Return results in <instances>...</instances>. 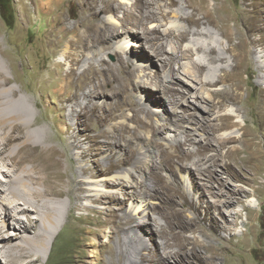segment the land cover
Wrapping results in <instances>:
<instances>
[{"label": "bare ground", "instance_id": "6f19581e", "mask_svg": "<svg viewBox=\"0 0 264 264\" xmlns=\"http://www.w3.org/2000/svg\"><path fill=\"white\" fill-rule=\"evenodd\" d=\"M62 1L64 0H45L39 3L40 5L37 7L42 8L44 13L52 15L58 11ZM169 1L173 8H178L177 11L172 10V12L178 20L184 23V26L182 29L162 30V34L156 32L159 31L157 27L150 30L144 27L143 20L153 19L154 14L140 13L136 17L129 9H124L121 26L124 28V33L129 34L125 38L131 36V39L127 41L131 52L123 50V47L122 49L113 48L111 51L120 63L128 69L126 81L117 86L122 85L119 88L123 94L122 102L114 105L104 102L102 106H98L94 98L104 97L108 92L109 83L103 79L104 70L96 69L93 63L94 57L85 56L84 63L88 62V66L78 75L76 73L77 65L81 60L78 57L73 58L71 52L67 54L71 63L76 67L71 66L65 77L56 76L61 85L57 91H60L62 95L66 94V107L73 112L63 117L61 122L66 124L64 130L68 132L75 143L63 144L62 147H59L51 137L45 121L42 122V119L34 115L33 106L38 109L39 104L31 103L20 91L10 85L12 80H16L17 73L22 72L24 67L21 65V69L18 68L15 56L10 50L1 49L0 43V175L3 177V179L0 178V261L5 264H36L41 262L43 253L47 248H52L59 232L67 226L73 211L87 210L89 205L83 201H90L93 204L100 203L106 195L110 201L120 203L123 202L124 195H130L133 198L140 197L142 199L140 204L137 207L134 206L132 212L137 213L144 203L143 207H146L140 210L138 214L142 213L147 218L145 224L149 226L152 234L159 237L164 236L163 241H160L159 245L156 244V247L168 249L172 244L178 246L174 252H162L160 256L155 254L149 249L139 232L143 223L132 215V212L116 214L112 220V227L115 229L113 236L117 238L116 250H109V264H143L144 262L168 264L171 260L173 264H215L214 260L217 257L232 251V237L226 238L222 233L227 232L231 226L235 225L234 215H238V211L232 210L231 207L238 204L242 206L244 198L253 196L255 200L251 199L246 203L248 208L242 206V210L247 214L256 207L255 201L259 202L256 194L258 187L253 190H246L242 184L249 186L250 182H254L256 172L260 171L261 165H264V137L258 132H250L246 126L234 122L233 116L230 114H219V111L227 104H235L240 101L239 91L242 89L240 72L243 68L248 69L252 63L250 58L254 52L250 47L262 45L255 35L261 28L257 21V12L264 10V0H243L242 7L236 11V15L238 14L242 19V26L239 30V21L236 20L239 27H235L234 30L232 29L233 32L226 34L228 43L226 48L221 49L212 42L206 44L193 43L195 51L206 53L208 59L206 63L200 60L189 63L184 75L194 81L195 84L189 83L190 88L181 91L179 88L165 85L164 82H171L175 71H178L175 70L174 64H179L180 59L189 58L188 56L193 52L192 47H183L182 43L187 41L190 35L211 37L212 33L202 27L218 24L211 14L227 12L228 8L223 0H212L211 7L207 5L205 0H202L201 6H197L188 0L187 6L192 8V12L188 15L182 13L184 7L180 6L177 0ZM245 1L249 2L245 3ZM86 2L90 14L83 22L84 33L82 35L76 26L67 27V22L64 19L55 24L53 28L59 37L71 34L75 40H68V43L71 45L81 44L82 48L88 42L118 35L117 29L109 26H104V30L103 27L101 30L97 28L94 34L91 33L92 22L98 19L101 13L115 10L116 5H112V0H103L104 6L101 8L97 6V0H87ZM146 4L150 5L151 2L146 1ZM238 16L236 18H239ZM161 17L165 19L164 15ZM141 37L143 38L141 43H134V39H141ZM52 42L48 41V44H52ZM164 42H169L168 52L170 56H164L166 52ZM126 48L124 47V49ZM227 52H232L233 64L229 70L220 68L224 72L223 77L215 79L213 73L217 68L209 67V64L227 62L228 58L224 56V53ZM133 53L137 56H134ZM138 57L145 60L141 63L142 66L147 67L156 64L155 60H158L168 69L162 79H156L157 88L153 89L162 94L171 92L168 96V104L173 108L174 118L168 115L169 117L168 119L165 118V121H171L172 118L173 121H177V106L182 103L180 98H183L185 94L189 95L191 89L196 95V99L199 96V102L203 103L201 105L195 100L197 102H194L193 106H187L190 109L202 111L197 123L200 124L206 134L205 144L196 150V155H194L197 156L196 159L191 160L193 153L183 148L184 142L180 140V137L185 132H179L177 128L170 127V130L175 133L173 135L168 134L165 139L174 148V153L171 154L162 149L159 155L160 163L163 166L176 160L180 162L178 164L179 172L184 171L192 177L194 172L197 175H204V190L216 199L212 203L206 202L203 211L201 210L203 208L202 193L199 196V201H194L190 192L185 188L181 185L170 187L163 182L160 173L153 174L139 158L141 148L138 144L136 146L133 140L142 137L140 130H147L152 136H156L161 129L167 127L168 123L157 122V126H155L152 122V113L148 108L147 99L151 98L155 101L156 96L153 97V94L146 90L149 86L146 85L145 75L141 80L134 83H132L133 80L131 81L136 71L134 61ZM100 60L102 62L104 57H101ZM81 77L84 80L80 88H89L88 93L82 95L85 103L79 102L81 95L74 91V85ZM186 83L188 84V82ZM219 84H223L225 87L216 88ZM47 85L50 84L47 83ZM130 85L131 90L136 95L133 96L134 99L129 98L126 94L129 92ZM132 94L130 93V95ZM162 98L165 99L164 96ZM255 106L259 128L264 129V117L262 116L264 97H260ZM40 109L41 107L38 110L42 111ZM101 109L105 111L102 115L99 114ZM126 111H131L132 114L127 116V120L124 119L113 125L110 132L100 130L98 133L90 134V130L82 126V121L88 117H95L102 126L124 116ZM211 113L212 115L216 113L219 115L217 114L216 118H212L210 117ZM188 116L193 117L195 113H190ZM73 117L81 121L77 126L68 122ZM182 118H184L183 115ZM216 120H219L220 123L216 124ZM232 127L238 128L240 136L218 135V132ZM90 140L106 147L108 151L104 157L95 160L98 168H100L96 175H105L100 179V182L96 181L98 182L96 185L101 184L105 188L113 190V192H105L106 194L101 196L92 193L91 191L94 189H89L86 186L87 181L83 178V175L89 172L86 165H81L79 172L73 167H69L65 175L60 173V158L65 156L70 160V152L76 148L80 150V159H82L84 144ZM121 146L123 148L119 152L116 147ZM210 148H212L213 154L207 156L206 152ZM241 154L243 156H240ZM183 161L190 163L184 164ZM125 165H129L133 169V171H128V179L113 176L116 170ZM142 166L149 171V179H145L148 182L137 183L135 182V173L141 171ZM150 166L155 168L153 164ZM218 167L221 170H218ZM221 174H225L226 178H222ZM65 176H67V180L64 179ZM229 180H235L239 184H230ZM125 186L130 188V191L125 190L123 188ZM150 191L164 193V203L167 205L164 207L170 209V213L159 212L157 216L154 215L155 205L150 202L145 203V200L151 196ZM64 195L68 197V201L62 199ZM179 203L181 209L175 208ZM185 209L191 210L192 216H186L184 214ZM94 211L98 213V216L90 220V223L95 227L104 226L106 221L101 218V211ZM20 216L24 217L21 218ZM169 216H172V222L166 220ZM220 219L222 222H219ZM246 223H249L248 218ZM171 224L174 226L176 224L181 229L198 232L204 240L199 241L194 237H188L172 228ZM247 224H243V227L246 228ZM7 227L23 232L9 234ZM87 235H95L94 229H84L80 239L84 240ZM241 236H245V233H242ZM14 240H18V242H14ZM78 252L89 255V251L84 249ZM90 253L94 252L90 251ZM114 255H117V261L111 260ZM90 264L106 263L101 258H97V260H92Z\"/></svg>", "mask_w": 264, "mask_h": 264}, {"label": "rangeland", "instance_id": "374dc122", "mask_svg": "<svg viewBox=\"0 0 264 264\" xmlns=\"http://www.w3.org/2000/svg\"><path fill=\"white\" fill-rule=\"evenodd\" d=\"M44 1L45 0H11V9L10 7L7 9L4 7L2 12L0 11V43L1 49L10 50L12 55L15 56L14 58L18 63V68L21 69V65L24 67L22 72L19 71L17 73L16 80H12L10 85L20 91L30 100L31 103L39 104L41 107L40 110L42 111L38 110L40 107L36 109L33 106L34 115L39 119H42V122L45 121L44 123L47 125L51 137L59 147H62L61 145L63 144L75 143L69 136L68 132L64 130L66 124L61 122L63 117H66L73 112L66 107V94L62 95L60 94V91H57L61 85L56 79V76L65 77L71 66L76 67V65L71 63L67 54L71 52L73 54V58L78 57V59L81 60V62L77 65L76 73L78 75L88 66V62L84 63V57H94L93 63L96 69L104 70L105 74L103 79L107 80V83H109L107 94L104 97L94 98V101L98 106H102L104 102L114 105L115 103H120L123 100V94L119 91V88L122 85L119 87L117 86L126 81L128 69L120 63L118 58L111 51L113 48L122 49L123 47V50L131 52V48L127 42L131 39V36L129 38H125V36H128L129 34L124 33V28L121 26V21L124 17V9H129L134 15H136V17H138L140 13L145 15L154 14L155 17L153 19L143 20L144 27L148 30L157 27L159 31L157 30L156 32L161 34L162 30L166 29H182L184 23L181 20H178L173 14L172 10L177 11L178 8H173L169 0H112V5H116L115 10L101 13L99 18L92 22L93 28H91V33L94 34L97 31V28L98 30H101L103 27L104 30V26H109L117 29L118 35H113L111 38H102L98 41L96 40L95 42H88L84 48H82L81 44L71 45L68 43V40H75L71 34L59 37L55 34L53 28L55 24H58L60 20L64 19L67 22V27L70 28L72 26H76L80 35H82L84 33L83 22L90 14V10L86 2L87 0H64L60 3L58 11L52 15L44 13L42 8L37 7L40 5L39 3ZM146 1L151 2V4H146ZM177 1L180 6L184 7L182 13L189 15L192 12V8L187 6L188 0ZM191 1L197 6H201L203 2L202 0ZM223 1L226 3V7L228 8L227 12H215L211 14V16L217 20L218 24H212L213 26L205 25L202 27L210 31L212 36L206 37L204 35H190L188 40L182 43L183 47H192L193 52L188 56L189 58L185 57L184 59L179 60V64H174L175 70L177 69L178 71H175L171 82H164L165 85L176 89L179 88L181 91L188 87L190 88L189 83L195 84L194 81H191L184 75V71L187 69L190 62L200 60L201 62L206 63L208 57L206 53L195 51L193 43L200 42L206 44L208 42H212L215 46L221 49L226 48L228 45L226 34L233 32L232 29L234 30L235 27L238 28L239 25L240 27L238 29L240 30L242 26V19L238 16V14L236 15V11L242 7L243 0ZM205 2L208 6H212V0H205ZM248 2L249 1H245V3ZM97 6L99 8L103 7V0H97ZM162 15H164L165 19L161 17ZM237 16L239 18H236ZM236 20H238L239 23ZM257 21L261 28L255 36L260 40L259 42L262 45L250 47L254 52L253 56L250 58L252 63L250 62L251 64L248 69L243 68L240 72V79L242 81V89L239 91L240 101L235 104L225 105L224 108L219 111V114H230L233 116L234 122L241 126H246V129L250 132H258L264 137V129L259 128L255 112V105H257L260 97H264V63H262L264 62V10H258ZM237 23L239 25H237ZM48 41L53 42L52 44H48ZM134 41V43L139 44L143 41V38L141 37V39L137 40L134 39ZM164 44L166 49L164 56H170L168 52V49L170 48L169 42H164ZM67 46L69 47L68 49ZM124 47L127 48L124 49ZM132 48L137 49L135 47ZM231 53H224V56L228 58L227 62H214L209 64V67L217 68V70L213 73L215 79L223 77L224 72H222L220 68H225L226 70L230 69V66L233 64ZM133 55L137 56L134 53ZM101 57H104L102 62L100 60ZM153 59L156 58L153 57ZM144 61L145 60L140 57L137 59L135 58L134 63L136 64V71L135 75L132 76L131 81L133 80L132 83H134L141 80V78L145 75L146 85L149 86L146 90L150 94L152 93L153 97L156 96L155 101L151 98L147 99L148 108L152 113V122L155 126H157V122H167L168 124L167 127H165V129H161L160 133L156 136H152L147 130H140L142 137L133 140L134 144L136 146L138 144L141 148L139 158L142 160L144 165H147L153 174L160 173L162 175L163 182L170 187L181 185L185 188V190L190 192L194 201L198 202L199 196L202 193L203 197H201V200L203 208H201V210L203 211L206 202L212 203L216 199V197L209 195L204 190V175H197V173L194 172L192 177V175L187 174L184 171L179 172L178 164L180 162H177L176 160L174 162H168L167 165L163 166L160 163L159 156L160 150L162 149L171 154L174 153V148L169 144L165 137L168 134L173 135L175 133L170 130V128H177L179 132H185L180 137V140L184 142L183 148L186 151L193 153V158H191V160L196 159L197 156L194 155H196L195 153L198 147L205 144L204 138L206 137V134L200 127V124L197 123L200 118L199 116L202 115V111H200V109L193 110L187 106L190 105L191 107L197 101L199 102L200 97L197 96L196 99V95H194V92L191 89V93L189 95L185 94L183 98H180L182 103L177 106V121H173V108L168 104V96L171 92L162 94L153 90L154 88H157L156 79H162V77L166 75L168 69L163 65V63L160 64L161 62L158 60H155L156 64L148 65L147 67L142 66L141 63ZM57 64H60V66H57ZM8 76L11 77L10 74H8ZM83 80L84 78L81 77L74 85V91L81 95L79 98L80 103H85V99L82 95L88 93L89 91L88 87L80 88ZM186 82H188V84ZM47 83L50 85H47ZM224 87L225 85L219 84L216 88ZM128 91L126 94L129 98L134 99L133 96L135 94L131 90V85L129 86ZM130 93L133 94L130 95ZM136 94L138 95V93ZM162 96H164L165 99H163ZM205 96H207V93H205ZM199 103L203 105L202 102ZM103 111V109L99 110V114L102 115L105 112ZM193 112L195 113V116L189 117L188 114ZM131 114V111H126L124 116H121L116 120L114 119L102 126L95 117H88L82 121V126L85 129L88 128L90 130V134L98 133L100 130L110 132L113 125L123 121ZM217 114L218 113L212 115L211 113L210 117L216 118L219 115ZM168 115L173 117L171 121H165V118L168 119ZM182 115L184 118H182ZM262 116L264 117V113ZM68 122L77 126L81 121L73 117ZM215 123L219 124L220 121L216 120ZM218 135H233L238 137L240 136V132L237 127H232L218 132ZM122 148V146L116 147L119 152L122 151ZM83 150L84 155L82 156V159H80V150L76 148L71 150L70 160L65 156H62L60 158V173L65 175L66 170L69 167H73L79 172L80 166L86 165L89 172L84 174L83 178L87 181V188H93L94 190L91 192L98 194L99 196L106 194L105 192H113V190L105 188L101 184L96 185V183H98L96 181L100 182V179L105 177V175H96V172L100 168H98L95 160L106 155L108 152L106 147H102L99 143L90 140L84 144ZM206 154L207 156L212 155V148H210ZM240 156H243V154ZM183 163L186 164L190 162L183 161ZM151 164L155 165V168L151 167ZM217 169L221 170L219 167ZM129 170L133 171L131 166L125 165L116 170V173H114L113 176L128 179ZM148 172L149 171L142 166V170L135 173V182H148V180H145L149 179ZM221 176L222 178H226L225 174H221ZM0 178L3 179L1 175ZM64 179L67 180V176H65ZM229 183L239 184L235 180H229ZM242 186L246 190H253L258 187V189H256V194L259 202L255 201L256 207L253 209L250 208L252 211L247 214L242 210V206L248 208L246 203L251 199L255 200L253 196L244 198L242 206L238 204L231 207L232 210L238 211V215H234L235 225L231 226L227 232H223L222 235L226 238H229L230 236L232 237V251L229 252L230 254L226 253L223 256L217 257L214 260L215 264H264V165H261L260 171L258 170L256 172L254 182H250L249 186L244 184H242ZM123 188L130 191V188L126 186ZM63 189L65 191V188ZM150 192L151 196L145 200V203L150 202L155 205L154 215L157 216L159 212L170 213L171 210L164 207L167 206L164 203V193L161 191ZM62 199L64 201H68V197L66 195H64ZM122 199V203L110 201L106 195L100 203L93 204L90 201H83V203H87L89 205L88 209L73 211L72 217L69 219L67 226L59 232L52 248H47L43 253L42 261L36 264H90L92 260H97V258H101L102 261L109 264L108 261L110 259L108 252L110 249H114L113 251L116 250L117 238L113 236L115 229L112 227V220L114 216L121 213H131L134 206L137 207L142 200L140 197L133 198L130 195H124ZM143 205L144 203L141 205L142 208H139L138 212L146 207H143ZM175 208L181 209L180 203L177 204ZM94 210L101 211V218L106 221L104 226L95 227L94 225L92 226V223H90V220L95 219L98 216V213ZM138 212H132L131 214L143 223V225L141 224L139 232L149 249L154 251L155 254L159 256L162 252L176 251L178 248L176 244H172L168 247V249L156 247V244L159 245V242L163 241L164 236L159 237L156 234H152L149 226L145 224L147 218H145L142 213L138 214ZM184 214L190 217L192 216V211L185 209ZM214 214L216 215L215 211ZM20 217L22 218L24 216ZM217 217L220 218L218 215ZM247 218L249 221L248 224L246 223ZM166 220H171L172 222V216H169ZM23 221L25 222L26 220ZM219 222H222V220L220 219ZM243 224H247L246 228L245 226L243 227ZM171 227L188 237H194L199 241L204 240L198 232H193L189 229H181L177 227L176 224L175 226L174 224H171ZM84 229H94L95 235H87L84 240H81L80 237H82ZM8 230L9 234L23 232L16 229L13 230L11 227H9ZM242 233H245V236H241ZM14 242H18V240H14ZM82 249L89 251V255L78 252ZM90 251L94 253H90ZM111 260L117 261V255H114ZM0 264L5 263L0 261ZM143 264L149 263L144 262ZM168 264H173V261H169Z\"/></svg>", "mask_w": 264, "mask_h": 264}, {"label": "trees", "instance_id": "16d2710c", "mask_svg": "<svg viewBox=\"0 0 264 264\" xmlns=\"http://www.w3.org/2000/svg\"><path fill=\"white\" fill-rule=\"evenodd\" d=\"M11 0H0V11L2 12V9H7L10 7ZM11 9V7H10Z\"/></svg>", "mask_w": 264, "mask_h": 264}]
</instances>
